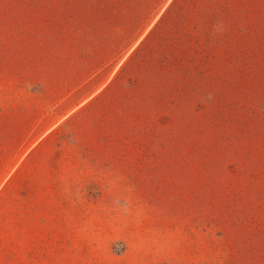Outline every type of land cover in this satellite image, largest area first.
Segmentation results:
<instances>
[{
  "label": "rangeland",
  "instance_id": "rangeland-1",
  "mask_svg": "<svg viewBox=\"0 0 264 264\" xmlns=\"http://www.w3.org/2000/svg\"><path fill=\"white\" fill-rule=\"evenodd\" d=\"M246 1L264 18V0ZM75 2L51 0V32L76 25ZM36 11L37 0H0V264H264V24L247 61L179 66L197 82L177 111L158 78L157 90L89 102L37 149L7 115L15 73L48 53ZM62 38L51 35L56 60Z\"/></svg>",
  "mask_w": 264,
  "mask_h": 264
},
{
  "label": "crops",
  "instance_id": "crops-1",
  "mask_svg": "<svg viewBox=\"0 0 264 264\" xmlns=\"http://www.w3.org/2000/svg\"><path fill=\"white\" fill-rule=\"evenodd\" d=\"M69 1L78 7L71 11L76 25L57 33L55 27L51 32V0H37L35 45L48 53L31 61L28 74L15 73L16 84L9 88L19 103L10 107L8 123L20 125L16 127L37 149L51 147V128L82 115L89 102L107 92L125 98L142 83L157 90L158 78L164 104L177 111L191 94L184 84L197 82L178 77L179 66L201 62L207 70L213 61H247L249 35L262 33L264 24L262 16L248 11L246 0ZM45 5L48 23L41 28L40 8ZM57 34L63 37V60L51 53V35L55 39ZM18 66L23 61L16 62V71ZM169 74L176 77L165 78ZM198 79L212 87L207 72ZM26 81L38 86L29 98Z\"/></svg>",
  "mask_w": 264,
  "mask_h": 264
}]
</instances>
